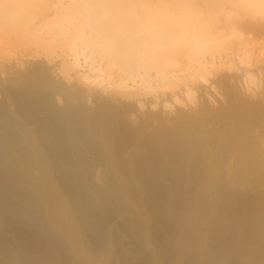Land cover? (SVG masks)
I'll list each match as a JSON object with an SVG mask.
<instances>
[{"label": "bare ground", "instance_id": "1", "mask_svg": "<svg viewBox=\"0 0 264 264\" xmlns=\"http://www.w3.org/2000/svg\"><path fill=\"white\" fill-rule=\"evenodd\" d=\"M34 1L0 0V22L11 26L8 36L0 26L1 46L60 48V67H82V85L101 80L92 73L104 75L102 57L119 68L103 71L102 89L85 90L56 80L59 64L46 56L11 88L0 82L15 106L0 104V264H264V65L204 81L193 101L187 91L192 102L159 99L151 112L134 101L146 60L178 55L157 54L153 34L208 32L197 35L190 18L183 25L179 11L254 0H39L44 10ZM246 12L244 32L264 36V20L247 23ZM220 49L201 67L232 64L242 50ZM114 84L127 89L118 102Z\"/></svg>", "mask_w": 264, "mask_h": 264}, {"label": "rangeland", "instance_id": "2", "mask_svg": "<svg viewBox=\"0 0 264 264\" xmlns=\"http://www.w3.org/2000/svg\"><path fill=\"white\" fill-rule=\"evenodd\" d=\"M42 2H44V1L35 0L34 1L35 5H36L35 9L44 10L43 9L44 6H43ZM67 2H69V0H67ZM155 6L153 8H155ZM222 7H224L226 10L218 11L219 10L218 6L213 7L214 9L205 8L201 4V5H199L198 9H190L189 8V9H187V12H186V8L185 9L183 8V12H182V10L181 11L178 10L179 13H177L179 16L181 15V17L183 14L185 15V18L187 19V21L183 15V20L185 21V23L183 25L188 26V27L193 26L191 28H194V32L196 31L197 28L199 29V31L202 30L201 31L202 33H203V30L208 31V32L210 31V33L213 32L212 36H214L213 37L214 40L210 39V37L207 38L208 32L205 35V31H204L205 36H202V37L201 36L195 37V36H192L191 34L189 35L186 32L184 34H182V33L180 34L179 32H175L173 35H166L164 33H161V34H153L151 36V37H153V40L155 41L153 43L154 44L153 47L156 48L157 54L159 52L158 50L160 49V47H163V50L169 49L172 52L176 51V52H178L176 59L179 61V63L176 62V59L174 60L173 58H171L172 57L171 55H173V54L170 52L171 54H169L168 58H166V56H164V55L162 57L160 56V57H155V58H150V59L148 58V60H146V64H144V68L139 70L140 71V77H138V79L140 80V86L137 88L139 95L137 96L136 100H134V101H142L143 104L144 103L149 104V105L145 106L146 111H147V109H148V111H150L149 109L152 107V106L149 107L150 104H153L154 102H156V100H159V99L162 100V102H161L162 105L173 102L175 99H177L179 97H181V99H183L185 102L191 101V99L193 101L196 96H199L197 93H194V91H197L200 94L201 89L205 88V86H206V84H205L206 81H210V82L216 81V83H217V81L219 79H223L225 77L230 78L232 76L234 77V76L240 75L243 71H246V72L252 71V70H254V68L261 67L262 65H264V36L253 39L248 34V32H247L248 29H246L244 32L243 27L238 23V21H240L239 18H241L243 16V14L248 10H250V11H248L246 13H247V15L250 16V18L248 17L246 19L248 21L247 23H252L254 20H264V1H255L254 0V3L253 2L240 3V4H238V6L235 4H227L226 6L224 5ZM157 8H158V6H157ZM171 8L174 10L173 7H171ZM245 8H247V9L245 10ZM172 9H169V11ZM254 9L256 12L253 11ZM158 10H155L154 12L157 13L156 11H158ZM184 10H185V12H184ZM163 11L159 10V12H161V14L157 13L160 16V18L163 17V15H162V14H164ZM172 11H170L171 14H172ZM214 11H215V14H214ZM154 12H153L154 18L156 17V19L158 18L159 20L164 18L162 21L165 20V24H166V22H167L166 16L169 13L167 15L164 14V17L160 19L157 15L155 16ZM174 12H173V14H176ZM216 12H217V14H216ZM236 12H239L242 14L236 17ZM250 12H252V13H250ZM210 14H212V15H210ZM259 14H261L262 16H258ZM178 15H174L175 19L178 17ZM191 15H193V16H191ZM220 15H221V17H220ZM196 16H198V17H196ZM229 16H230V18H229ZM231 16L233 17V19H231L232 18ZM181 17H178V18H180L178 20L179 22H180V20H182ZM172 18H174V17H172ZM172 18H170V23H171ZM189 18H190V21L192 19V22H194L196 24L193 23V25H192V22L189 23ZM193 18H195L196 21L198 19L199 22L198 21L196 22L195 20H193ZM27 22H28L27 20H24V22H22V24L24 26H26ZM159 22H161V21H159ZM186 22H188L190 24V26L188 23H187L188 24L187 25ZM172 23H174V22H172ZM172 23H171V25H174ZM217 24H220V25H217ZM238 25H239V28H238ZM0 26H2V27L5 26L3 29L4 31H2V32H4L8 36V33L11 30V26L5 25V24L3 25V24H1V22H0ZM20 26H22V25L19 24V28H20ZM38 26H40V24ZM15 27H18V25ZM68 28L72 29L73 31L76 29L75 25H74V27L73 26L71 27V25H70ZM199 31H197V32H199ZM197 32H195V33H197ZM201 32L197 33V35L198 34L200 35ZM28 38H30V39L27 41H30V40L33 41V39H34L33 36H32L33 39H31V36L30 37L27 36V39ZM35 39H38V38H35ZM35 39H34V41H35ZM86 40H87V38H85V41ZM8 41H10V42L9 43L8 42H6V43L2 42V46L0 45V77H1L0 82L5 89L12 87V85H13L12 81L13 80L17 81L21 76H24V75L28 74L30 70H33V68H35V66L38 64L39 61H42L39 63L46 62V61H44L46 56H48L51 59H55V61H56L55 64H59V67L62 63L64 52H62V50L60 48L55 49L56 51L55 50L50 51V49L46 48L45 43L42 44L41 42L40 43L38 42V41H40V39H38V41L36 40L38 42L37 45H35L36 43L33 44L34 42H32L31 45H28V42H25L27 45H24V44H22V43H24L23 41L21 43V41L18 42L14 39H9ZM30 42H29V44H30ZM80 42H79L80 44L78 43L79 44L78 50H80V48H82V46L84 44H86V42L85 43L83 41H80ZM43 45H44V47H43ZM48 45L49 44H47V46ZM84 46H86V45H84ZM226 46L228 48H231L234 50L242 49L240 52H238V55H237L238 57L237 56L235 57L234 63L226 64L224 66H207V68L201 67V63L203 61L209 59L213 53L220 52V50H221L220 48H223ZM2 50H3V52H2ZM185 50H186V53L188 56V58H186V59L183 57L184 54H181ZM37 53L41 54V57L39 59L34 58V56H33V55H36ZM72 54H74V53L73 52L69 53V55H72ZM70 58L74 59L73 56L72 57L70 56ZM80 58H82V57H80ZM83 59H81L80 62L83 63L84 62ZM116 59L117 58L108 59V58L102 57V59L98 61L97 65H98V68H100L99 72H102L104 75L101 74V76H100L99 72H98L99 76H97V72L92 73V74L93 75L95 74L94 77H96V78L98 77L101 80H95L94 82H90V83H88V82L83 83L84 85L79 84L76 79H77V76L81 72H83V70H82L83 68L78 67V69H75V70H72V69L67 70V68L64 66L60 67V69L58 70L59 75H57V76L54 75V78L56 76L57 77L56 80H57V79H63V78L65 79V78L72 77L71 79H72L73 83L74 84L77 83L74 88H76L77 85H79V86L81 85V88L85 89V90H94V91L100 90L104 86V82H105V72H103V71H107V70H109L108 69L109 67L115 66L116 63H114V62H116ZM16 63L17 64L19 63V65H17ZM99 63H101V64L99 65ZM102 64H103V66H102ZM117 64L121 65L120 62H118ZM123 64L126 66L127 61L124 62ZM15 66H17V67H15ZM115 67L119 68V66H115ZM125 69H127V68H125ZM78 70L80 73L78 72ZM162 71L169 72L167 78L162 79V78L158 77L160 75V72H162ZM102 78H104V81ZM258 81L259 80H257V82H254V85L251 84V85H253L252 89H254L256 92L261 89L260 88L261 84L259 85L260 82L258 83ZM113 82H115V80H113ZM256 83H257V85H256ZM217 84H216V86H218ZM16 86H19V85L17 84ZM257 88H260V89H257ZM191 90H193V91H191ZM110 91H111V93L114 94L113 101L118 102L120 99L119 95L124 94L127 91V89H126V87H124L122 85L120 86V85L114 84L112 86V88H110ZM187 91H188V93H190V91L192 92V96L190 97L191 99L186 97ZM214 91L216 92V90H214ZM214 91L212 92V94L214 93ZM185 92H186V94H185ZM6 93L10 94L9 91H6ZM194 94H196L195 97H193ZM58 98H59L58 104L61 108H63L65 106V101H63L62 96L61 97L58 96ZM115 98H117V99H115ZM197 99H198V97H197ZM127 102H129L127 99H125V98L122 99L121 107L123 106L122 107L123 109H125L124 104ZM0 104H2V105L5 104L8 107H10L12 110H15V106H13V102L10 99H8L5 96V94H2V93H0ZM81 104H86L89 107H91L93 105V99L92 98L91 99L85 98L84 100H82ZM159 106H161V105H159ZM151 112H153L152 108H151Z\"/></svg>", "mask_w": 264, "mask_h": 264}]
</instances>
